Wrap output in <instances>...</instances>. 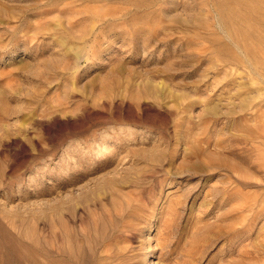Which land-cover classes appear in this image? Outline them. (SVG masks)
Masks as SVG:
<instances>
[{
  "label": "rangeland",
  "instance_id": "rangeland-1",
  "mask_svg": "<svg viewBox=\"0 0 264 264\" xmlns=\"http://www.w3.org/2000/svg\"><path fill=\"white\" fill-rule=\"evenodd\" d=\"M260 45L264 0H0V264H264Z\"/></svg>",
  "mask_w": 264,
  "mask_h": 264
},
{
  "label": "bare ground",
  "instance_id": "bare-ground-1",
  "mask_svg": "<svg viewBox=\"0 0 264 264\" xmlns=\"http://www.w3.org/2000/svg\"><path fill=\"white\" fill-rule=\"evenodd\" d=\"M238 3V2H237ZM241 17V16H240ZM258 48H261L263 51H264V46H262L261 47V45L260 46H258ZM104 155V154H103ZM105 156H102V154L99 156V158H104Z\"/></svg>",
  "mask_w": 264,
  "mask_h": 264
}]
</instances>
